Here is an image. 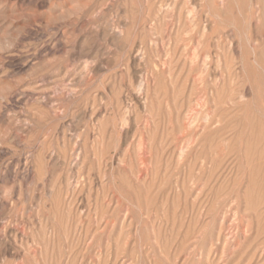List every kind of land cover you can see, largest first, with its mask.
Here are the masks:
<instances>
[{"label":"rangeland","instance_id":"374dc122","mask_svg":"<svg viewBox=\"0 0 264 264\" xmlns=\"http://www.w3.org/2000/svg\"><path fill=\"white\" fill-rule=\"evenodd\" d=\"M262 50L264 0H0V264H264Z\"/></svg>","mask_w":264,"mask_h":264},{"label":"bare ground","instance_id":"6f19581e","mask_svg":"<svg viewBox=\"0 0 264 264\" xmlns=\"http://www.w3.org/2000/svg\"><path fill=\"white\" fill-rule=\"evenodd\" d=\"M263 14V13H262ZM262 51H264V50H262ZM236 52V51H235Z\"/></svg>","mask_w":264,"mask_h":264}]
</instances>
